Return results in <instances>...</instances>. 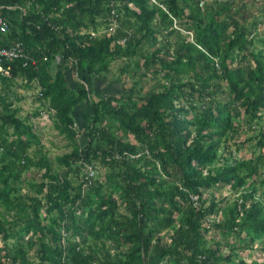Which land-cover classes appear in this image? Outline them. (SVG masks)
I'll return each instance as SVG.
<instances>
[{
	"label": "trees",
	"instance_id": "obj_1",
	"mask_svg": "<svg viewBox=\"0 0 264 264\" xmlns=\"http://www.w3.org/2000/svg\"><path fill=\"white\" fill-rule=\"evenodd\" d=\"M24 1L0 0V6H23ZM33 1L39 3L41 9L24 12L22 19L25 33L16 36L14 40L24 42L28 54L36 60V63L30 60L24 66L23 61H17L12 76L0 73V80L10 82L19 73L36 78L42 87V98L50 100L56 110L57 129L72 139L75 144L79 135L75 128L73 111L80 104H91L92 113L85 115L89 123L90 143L84 147L75 145L72 152L60 157V161L71 171L74 170L73 162L81 161V165H83L82 161L90 163L93 157L98 156V153L102 151L107 165L120 167V174L125 182V185L121 187V194L132 214L131 230L135 237L136 250L139 251L138 254L134 252L131 255L135 261L140 264H160L161 257L169 255L171 264H183L184 261L187 264H227L226 259L223 258L224 246L220 242L216 245L210 244L202 226L207 215L214 212V202L211 206H199L194 203V196L196 194L201 196L202 186L230 183L234 188H239L245 185L247 180L245 176L239 174L240 170L246 171L247 175L252 177L258 173L260 163L264 158L263 154L255 160L232 156V161H230L222 155L224 160L230 161L226 164L224 162L223 166L226 165V167L210 171L206 175L203 174L206 163L217 158V148L221 140L223 143L227 139L223 140V135L231 125L232 117L229 106L219 101L215 108L210 106L198 116L200 126L209 132L211 145L208 149L198 144L194 138H190L192 142L188 144V133H182L181 120L174 113L178 106L176 100L185 95V92H182L184 84L181 82L176 84L171 80L169 84H165L163 91L152 93L147 103L136 107L132 115H129L122 106L119 118L126 131H131L144 139L146 136L148 138V131L151 130L157 140L149 144L154 150L152 155L142 157L147 164L145 171L135 169L133 160L127 159V155L137 152L136 146L118 139L114 133L97 126L107 112L115 110L112 103L117 100L116 97L111 96L95 101L92 93L95 77L100 75L107 66L105 61L114 54L123 56L136 54L135 47L140 40H137L135 33L131 34L128 31H120L118 42L116 36L107 33L95 36L91 33H82L81 28L83 27H97L96 16L102 9L105 8V13L107 11V16L109 15L111 0H106V2L97 0L90 5H83L78 0H68L65 5L63 0ZM114 1L116 7H119L118 0ZM121 1L128 11L135 6L141 8L140 12L133 11V15L139 23L140 30L145 31V36L149 37L157 30L164 37L166 32L170 35L177 33L179 39L175 41L174 54L169 58L160 59L159 51H157L153 58L155 62L161 63L163 68H169V72L173 74L192 73L195 82H200L201 93L209 94V96H215L218 92L217 87L220 86L218 79L225 78L231 87V100L242 103L246 113L250 116H257V112L261 108L264 109L263 51L256 54L254 63L253 59L250 61V64L255 65L257 77H254L251 72L250 75L245 76L240 69L231 72L227 61L229 50L220 51V41L216 34L219 30L213 24L207 23L199 35L193 37L192 40L188 37L187 39L180 32L181 29L177 25V19L181 17L180 0L166 1L168 9L165 8L159 14L161 20L157 25L154 21L157 20L158 11L161 8L159 10L157 7L151 8L148 5L149 0ZM12 11L22 13L19 7L14 10L3 8L6 16ZM195 15L191 12V18ZM197 17L200 22H203L202 17ZM222 24L224 29L229 27L226 23ZM10 32L6 36L9 39H11ZM121 37L126 38L125 45L121 44ZM0 44L4 42L0 41ZM229 45L233 47L234 44ZM41 50L52 59L57 58V55L61 53L65 59L72 61V65L58 63L57 70L53 74L50 62L42 60ZM70 69L76 73V88L71 87L68 82L67 71ZM249 78H253L256 83ZM177 79L181 81V78ZM200 89L193 88L192 91ZM4 99L5 97L0 96V101ZM168 111L171 118L167 120ZM1 119L4 124L14 126L16 130L21 125L20 120L14 115H1ZM145 120L146 124L143 123ZM102 141L107 142L108 146H103ZM260 142L264 146V134ZM9 147L20 150L18 156L25 160L24 168L33 162L26 155V144L23 141L14 139ZM117 153L121 157L118 158ZM158 162L166 172L165 178H157ZM12 173L16 178H20L19 174ZM65 175L61 177L50 174L53 180L50 183V192L47 194L51 203L48 210L52 211L57 208L60 220H63L68 212L66 205H71L70 214L74 218L80 214L82 207L85 208L87 202L91 203L87 201L89 195L80 189L73 193L76 187L72 179ZM138 180L141 182L137 183ZM93 187L101 204L108 205L105 213L113 214L117 208V199L114 194H105L101 185H93ZM243 196L249 200V203H242L241 209L238 208L237 203L228 207L223 212L224 219L215 223V226L223 234L246 232L253 243L255 239L264 237V201H257L256 191L244 193ZM77 199H81L80 204L76 203ZM6 203L9 207L17 206L21 210H26L25 205L24 207L21 203H15L10 196H7ZM40 209L41 205H36L35 213L38 214ZM24 215L27 217L28 213ZM24 215L18 212L21 218H24ZM53 221L57 223L58 219L54 218ZM176 222L179 225L176 226ZM90 226L93 227V224L91 223ZM172 226L176 227L169 244L167 241H162V233ZM69 228L70 226H67V230ZM49 232L53 233L52 241H41L38 247L37 254L40 264H92L90 255L85 253L78 241L62 243V234L53 225L49 228ZM10 263L34 264L26 248L20 243H15L10 247L7 245L0 247V264ZM255 264H262V262L257 261Z\"/></svg>",
	"mask_w": 264,
	"mask_h": 264
},
{
	"label": "rangeland",
	"instance_id": "obj_2",
	"mask_svg": "<svg viewBox=\"0 0 264 264\" xmlns=\"http://www.w3.org/2000/svg\"><path fill=\"white\" fill-rule=\"evenodd\" d=\"M28 1L31 0H25L23 5L26 12L41 9L39 3L33 0L28 3ZM67 1L63 0V4H67ZM78 1L83 5H90L97 0ZM166 1L168 0H149L148 2L151 8L157 7L158 10L161 8L157 14V20L154 21L155 25L161 20L159 14L165 8L168 9ZM118 2V20L111 22L104 8L97 13V27H83L81 31L92 34L94 32L93 35L107 33L116 36L117 42L120 31H128L131 34L135 33L137 40H140L135 47L136 54L127 56L114 54L105 61L107 66L100 75L95 77L92 93L95 101L111 96L116 97L117 100L112 103L115 110L107 112L97 126L114 133L118 139L136 146L137 152L141 155H127V159L133 160V167L145 171L147 164L142 157L152 155L154 150L149 144L157 140L151 130L148 131L150 136L144 139L131 131H126L119 118L121 107L124 106L129 115H132L136 107L146 104L152 93L163 91L164 85L169 84L171 80L176 84L179 82L184 84L182 92H185V95L176 100L178 106L174 113L181 120L182 133H188V144L192 142L190 138H194L198 144L208 149L211 145L209 132L200 126L198 116L210 106L215 108L219 101H223L230 108L231 125L223 135L224 138L222 137L223 140L227 139L223 143L221 140L217 148V158L206 163L203 174L225 168L224 162L226 164L232 161V156L255 160L259 155H264V146L260 142L264 134V109L261 108L257 116L246 113L242 103L231 100V87L225 78L218 79L220 82V86L217 87L218 92L215 96H209V94L201 93L200 82H195L192 73L173 74L169 72V68H163L161 63L155 62L153 58L157 51H159L157 55L160 59L169 58L174 54L175 41L179 39L177 33L170 35L166 32L164 37L157 30L155 34L145 36V31L140 30L139 23L133 15V11L140 12L141 8L135 6L128 11L121 0ZM179 6L181 17L177 19V25L186 38L192 40L199 35L207 23L213 24L219 30L216 34L220 41V51L229 50L227 61L230 71L235 72L240 69L245 76L250 75L251 72L254 77H257L255 65L250 64V61L253 59L254 63L256 54L260 51L264 52V0H180ZM191 12L196 14L194 18H191ZM7 16L11 24L10 38L15 39L24 34L22 13L12 11L8 12ZM197 16L202 17L203 22H200ZM222 23L228 24L229 27L224 29ZM120 42L125 45L126 38L121 37ZM231 43L234 44L233 47L229 45ZM42 51V60L50 62L53 74L57 70L58 63L72 65V61L65 59L61 53L57 55V58L52 59ZM177 76L181 78V81L177 79ZM67 78L69 85L76 88V73L72 69L67 71ZM249 80L256 83L253 78ZM193 88L200 90L192 91ZM41 91L42 87L38 80L24 73H19L10 82L0 80V96L5 97L4 101H0V247L6 245L10 247L20 243L26 248L33 263L40 264L38 247L41 241H52L53 233L49 232V228L53 225L62 234L61 242L78 241L85 253L90 255L92 264H140L131 256L134 252L138 254L139 251L136 250L135 237L131 230L132 214L121 194V187L125 185V182L122 180L120 167L107 165L101 151L90 162L96 170V175L93 184L87 185L84 161H82L83 165L81 161L73 162L74 170L71 171L60 161V157L72 152L75 145L84 147L90 143L89 123L83 115L87 112L92 113L91 104L80 107L78 105L73 111L75 128L79 135L75 144L72 139L57 129L56 110L50 100L42 98ZM167 113L168 120L171 115L169 111ZM8 114L20 120L21 125L17 130L14 126L3 123L1 115ZM143 123L146 124L147 121ZM14 139L26 144V155L33 161L27 168H24L25 160L18 156L20 150L9 147ZM101 144L108 146L105 141ZM117 154L118 158L121 157L119 153ZM222 155L230 161L224 160ZM12 172L19 174L20 178H16ZM50 174L61 177L66 174L65 176L72 179L76 187L73 193L80 189L89 195L87 201L91 203L87 202L85 208L82 207L80 214L76 217L73 218L70 214L71 205H66L68 212L63 220H60L57 208L48 210L51 203L47 194L50 192V183L53 180ZM239 174L245 176L247 180V183L239 188H234L230 183L201 187L202 192L197 205L211 206L214 202V212L207 215L202 226L210 244L216 245L220 242L224 246L223 258L226 259L227 264H255L257 261L264 264V237L257 238L251 243L250 236H247L246 232L223 234L215 226V223L224 219L223 212L228 207L237 203L238 208L241 209L242 203H249V200L244 198V193L256 191L257 201H264V158L258 173L252 177L243 170H240ZM165 177L166 172L158 162L157 178ZM136 182L140 183L141 180ZM93 185H101L105 194H114L117 199V208L113 214L105 213L108 205L101 204ZM7 196H10L15 203L25 205L26 210H21L17 206L9 207L6 203ZM80 201L81 199H77L76 203L80 204ZM36 205H41L38 214L34 210ZM18 212L23 215L27 212L28 216L24 215V218H21ZM54 218L58 219L57 223H54ZM77 223L80 224L77 225ZM91 223L93 227L90 226ZM175 225L179 224L176 222ZM67 226H70L69 230ZM176 226L162 233V241L171 243V235ZM80 231L81 234H79ZM160 264H171L170 256L161 257ZM183 264L187 262L184 261Z\"/></svg>",
	"mask_w": 264,
	"mask_h": 264
},
{
	"label": "built area",
	"instance_id": "obj_3",
	"mask_svg": "<svg viewBox=\"0 0 264 264\" xmlns=\"http://www.w3.org/2000/svg\"><path fill=\"white\" fill-rule=\"evenodd\" d=\"M29 2L31 1H28V3ZM109 6H110L109 17L111 22H114L115 20L119 19V11H118L119 9L118 7H116V3L114 0H111ZM17 7H19L22 10V15H24V12H26L24 6H14V5L0 6V41L4 42V44H0V73L5 76H12V71L17 61H23L24 66L27 65L30 60L32 61V63H36V60L33 59L32 56L28 54L26 45L22 40H14V39H9V37H6L10 32L11 24L8 16L4 14L3 8L14 10ZM93 34L95 33L93 32ZM60 35L63 36V33L60 32ZM135 154H137L138 156L141 155V153L139 152L134 153L133 155ZM84 164L86 166V177H85L86 184L91 185L93 184L96 175V170L90 163L84 162ZM199 199H200V194H196L194 196V203L196 205L198 204Z\"/></svg>",
	"mask_w": 264,
	"mask_h": 264
},
{
	"label": "crops",
	"instance_id": "obj_4",
	"mask_svg": "<svg viewBox=\"0 0 264 264\" xmlns=\"http://www.w3.org/2000/svg\"><path fill=\"white\" fill-rule=\"evenodd\" d=\"M86 104H80L78 107H80V106H85ZM88 113V112H87ZM87 113H85L83 116L85 117V115L87 114Z\"/></svg>",
	"mask_w": 264,
	"mask_h": 264
}]
</instances>
